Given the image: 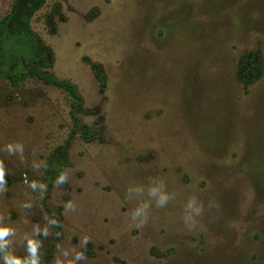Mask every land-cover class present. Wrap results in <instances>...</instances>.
Wrapping results in <instances>:
<instances>
[{
	"label": "rangeland",
	"instance_id": "rangeland-1",
	"mask_svg": "<svg viewBox=\"0 0 264 264\" xmlns=\"http://www.w3.org/2000/svg\"><path fill=\"white\" fill-rule=\"evenodd\" d=\"M12 3L0 0V20ZM30 25L97 137L73 131L65 91L0 77V224L17 230L14 254L27 255L26 233L40 264L76 252L75 264H264V75L237 80L244 53L264 57V0H46ZM67 140L64 179L48 186L46 160ZM16 143L23 152L10 154ZM157 182L175 197L163 208L148 196ZM192 196L204 211L190 230ZM144 201L137 228L131 213Z\"/></svg>",
	"mask_w": 264,
	"mask_h": 264
},
{
	"label": "trees",
	"instance_id": "trees-1",
	"mask_svg": "<svg viewBox=\"0 0 264 264\" xmlns=\"http://www.w3.org/2000/svg\"><path fill=\"white\" fill-rule=\"evenodd\" d=\"M46 0H13L11 10L0 20V77L7 81L12 89H18L28 78L33 77L46 86L65 91L73 100L71 118L74 132H79L84 142L97 137V132L80 124L75 111L81 105V98L76 86L58 80L49 69L53 65L51 51L40 43L38 36L31 29L33 15L44 5ZM92 69L98 80L103 83L104 75L100 65L93 64ZM264 75V57L260 51L244 53L237 64V80L248 85ZM70 142L56 148L47 158L44 173L48 186L69 165L68 149Z\"/></svg>",
	"mask_w": 264,
	"mask_h": 264
},
{
	"label": "clouds",
	"instance_id": "clouds-1",
	"mask_svg": "<svg viewBox=\"0 0 264 264\" xmlns=\"http://www.w3.org/2000/svg\"><path fill=\"white\" fill-rule=\"evenodd\" d=\"M7 151L11 153L15 152H23V145L20 143L16 144H9L7 145ZM64 177L61 175L56 181L55 184H59L63 181ZM151 180V178H150ZM27 182V181H26ZM4 183V168L3 162L0 161V185ZM30 187L35 189L39 186L41 189L45 187L44 183L38 182L33 180L28 183ZM164 186L162 183L157 182L155 185H150L148 188V196L155 199V205L157 208L165 207L170 200L175 199L174 194H169L163 190ZM135 190L137 194L141 193L143 189L139 186L133 189L130 187L128 189V198H130V193ZM24 207H31L30 203H25ZM217 206L214 203L210 202L209 208ZM67 208L72 207L71 203L69 202L66 205ZM150 208V203L148 201H144L140 203L131 213V217L133 220L140 218V222L135 224L137 228L141 227V225L145 224L148 219V210ZM204 206L203 203L198 201L195 196H192L188 199L185 215L182 217L184 220L185 225L191 230L196 227L197 220L196 217H199L203 214ZM191 221V223H189ZM52 223H57L56 220H52ZM43 232L44 235H48V230L45 227L44 229H40L38 227H34L33 234H37L39 232ZM17 234V230L12 227L10 224H0V261L2 264H40V255H39V248H40V241L34 239L32 236H28L26 233L21 238L22 240H26V256H18L14 254L13 250V240L11 237H14ZM88 241V238L85 237L83 240V244ZM68 253L65 251L64 256H67ZM84 259V256L80 252L75 253L74 259H70L67 261V264H75L76 260ZM55 264H65L64 261H61L59 258L55 260Z\"/></svg>",
	"mask_w": 264,
	"mask_h": 264
}]
</instances>
